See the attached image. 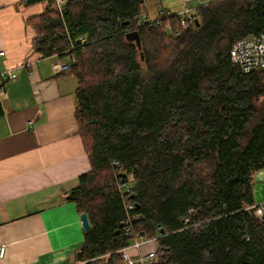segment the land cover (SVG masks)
Here are the masks:
<instances>
[{"label": "trees", "instance_id": "obj_1", "mask_svg": "<svg viewBox=\"0 0 264 264\" xmlns=\"http://www.w3.org/2000/svg\"><path fill=\"white\" fill-rule=\"evenodd\" d=\"M38 2L44 11L26 21L34 49L76 58L68 71L92 166L68 192L92 224L78 260L124 264L119 250L132 239L122 223L139 214L137 234L165 233L163 264H264L254 195L264 168V69L244 72L230 56L238 40L264 32V0H214L195 12L199 25L173 15L156 27L139 25L142 0H68L62 15L54 0H21ZM134 28L144 60L126 38ZM130 180L123 194L118 184Z\"/></svg>", "mask_w": 264, "mask_h": 264}, {"label": "crops", "instance_id": "obj_2", "mask_svg": "<svg viewBox=\"0 0 264 264\" xmlns=\"http://www.w3.org/2000/svg\"><path fill=\"white\" fill-rule=\"evenodd\" d=\"M211 1L144 0L142 13L164 19V10L196 12ZM44 8L0 0V74L16 75L0 89V264H83L86 231L68 192L92 166L75 116L78 79L59 70L65 58L33 47L36 31L26 21ZM254 195L264 203V168Z\"/></svg>", "mask_w": 264, "mask_h": 264}, {"label": "built area", "instance_id": "obj_3", "mask_svg": "<svg viewBox=\"0 0 264 264\" xmlns=\"http://www.w3.org/2000/svg\"><path fill=\"white\" fill-rule=\"evenodd\" d=\"M144 1V0H142ZM57 10L60 14H63V10L66 7L68 0H54ZM162 15L165 17L173 16V13L168 11H162ZM181 26H187L188 24H195L197 21L195 12L190 9H184L175 15ZM162 19L152 20L145 13H141L139 18V25L150 24L152 26H159L162 24ZM136 28H134L135 30ZM167 29L172 30L171 24H167ZM86 41L85 37L80 36L75 42H72L71 47L73 48L74 43ZM0 55H4L1 51ZM231 60L235 65L241 67L244 72H251L254 70L264 69V32L259 35H250L243 39L238 40L230 50ZM76 62L75 57H69L59 64L60 71H68ZM14 75L11 71H6L0 74V89L4 88V82L10 79H14ZM118 189L124 194L131 193L132 187L129 184L119 183ZM128 210L134 208L133 203H128ZM193 209H190L185 222L190 221L193 215ZM255 213L258 216L264 215V203L255 205ZM141 215L128 214L122 226L124 231L130 237L131 243L126 247L120 249L122 253L124 264H163L162 255L158 252V246L152 247L153 243L157 244L158 240L165 235L162 232V227L158 226V230L161 231L154 237H147L143 234H137L134 229V224L140 221ZM5 248H1L0 254L3 255Z\"/></svg>", "mask_w": 264, "mask_h": 264}, {"label": "water", "instance_id": "obj_4", "mask_svg": "<svg viewBox=\"0 0 264 264\" xmlns=\"http://www.w3.org/2000/svg\"><path fill=\"white\" fill-rule=\"evenodd\" d=\"M200 22L197 21V25H199ZM126 38L129 40V41H133L136 46L138 47V49L141 50V60H144V54H143V51H142V39H141V36H140V33L138 30H132V31H129L126 33ZM80 219H81V222H82V226H83V229L85 231H88L91 229L92 227V224L90 222V219H89V216L86 212H82L80 214ZM164 232V231H162Z\"/></svg>", "mask_w": 264, "mask_h": 264}, {"label": "rangeland", "instance_id": "obj_5", "mask_svg": "<svg viewBox=\"0 0 264 264\" xmlns=\"http://www.w3.org/2000/svg\"><path fill=\"white\" fill-rule=\"evenodd\" d=\"M129 185L132 187V182H131V180L129 181ZM157 246H158V243H157V244L153 243V245H152V247H157Z\"/></svg>", "mask_w": 264, "mask_h": 264}]
</instances>
